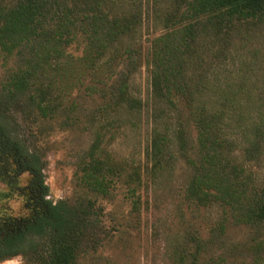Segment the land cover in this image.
<instances>
[{
    "label": "rangeland",
    "instance_id": "1",
    "mask_svg": "<svg viewBox=\"0 0 264 264\" xmlns=\"http://www.w3.org/2000/svg\"><path fill=\"white\" fill-rule=\"evenodd\" d=\"M14 1L5 0V4ZM115 1L114 7L118 8H113V12L137 10L142 15L134 39L126 41L133 57L139 60L130 79V92L143 102L141 108L118 112L110 99L109 86L128 56L122 52L113 54V60L101 61L93 72L79 60L84 53L80 36L62 48L64 55L57 54L59 59L38 75V81L42 79L45 84L51 108L49 116L44 118L38 108L31 113L18 111L3 115L12 126L11 138L27 147L29 155L39 157L49 187L47 198L54 204L97 201L76 264H264L262 252L256 257V248L264 241V222L237 221L232 209L224 203L200 204L189 198L187 187L195 166L181 156L177 158L175 137L180 120L191 137L197 136L193 120L187 119L188 105L180 99L172 107L152 96L150 63L154 45L170 31L195 21L184 16L187 3L112 0ZM171 12L177 14V23L167 24L164 18ZM229 44L231 57L221 66L207 70L208 79L217 73L225 84L247 82L246 87L254 91V112L264 110V21L243 24L239 35L231 38ZM38 45L39 41L24 44L11 53L0 46V94L27 67L29 58L53 48L47 45L37 53ZM211 102L209 98L208 104ZM254 118L258 116L254 114ZM155 124L167 129L173 138L171 160L157 168L153 167L150 155ZM233 137L239 142L245 139L240 132ZM242 147L243 144L235 151L241 159L244 158ZM93 158L106 163L110 190L106 198L95 197L83 178V167ZM248 169L257 177L256 184L258 181L263 187L264 154L260 161L250 162ZM0 188L4 187L0 184ZM0 264L41 262L34 255H17Z\"/></svg>",
    "mask_w": 264,
    "mask_h": 264
},
{
    "label": "trees",
    "instance_id": "2",
    "mask_svg": "<svg viewBox=\"0 0 264 264\" xmlns=\"http://www.w3.org/2000/svg\"><path fill=\"white\" fill-rule=\"evenodd\" d=\"M182 2L187 3L184 16L195 21L160 37L154 45L150 66L153 98L172 107L184 99L189 108L187 119L193 120L192 126L197 131V136L191 137L180 120L175 135L177 158L181 156L195 166L187 194L200 204L224 203L232 209L237 221L263 223L264 186L260 187L258 181L256 184L257 177L248 164L260 161L264 154V110L254 112V91L246 87L247 82L225 84L217 73L209 80L207 70L221 66L231 57L229 40L239 35L243 24L264 21V0ZM115 5L116 1L112 0H15L8 5L0 0L3 51L11 53L24 44L39 41L35 51L38 53L53 45L50 52L29 58L31 63L0 94L1 148L13 154L20 171L28 169L35 176L29 187L21 189L25 216L15 217L8 209L0 208V261L17 255H34L41 264H76L97 201L54 204L47 198L49 187L39 157L29 155L27 147L11 138L12 126L3 115L18 111L31 113L38 108L44 118L49 116L51 108L45 84L42 79L38 81V75L44 74L52 61L59 59L56 55H64L63 49L80 36L84 53L79 60L93 72L101 61L113 60V54L122 52L128 56L109 86V95L116 111L139 110L143 102L130 92V79L139 60L133 57L126 41L134 39L142 15L137 10L113 12V8H118ZM203 16L207 18L201 19ZM164 20L167 24L177 23V14L168 13ZM154 116L157 117L156 112ZM239 132L245 137L243 142L233 137ZM172 141L168 130L155 124L150 149L153 167L171 160ZM242 144L244 158L241 159L235 151ZM105 164L93 158L83 167L85 184L95 197L110 196ZM256 252V257L260 252L264 254V241L258 244Z\"/></svg>",
    "mask_w": 264,
    "mask_h": 264
},
{
    "label": "flooded vegetation",
    "instance_id": "3",
    "mask_svg": "<svg viewBox=\"0 0 264 264\" xmlns=\"http://www.w3.org/2000/svg\"><path fill=\"white\" fill-rule=\"evenodd\" d=\"M1 141L0 137V184L4 187L3 189L0 188V208L2 211L8 209L11 215L15 217L25 216L27 211L21 197V189L29 187L35 176L28 169L24 171L19 170L13 154L5 152L1 148ZM9 192H11L10 195H8ZM15 210L22 212L16 213Z\"/></svg>",
    "mask_w": 264,
    "mask_h": 264
}]
</instances>
